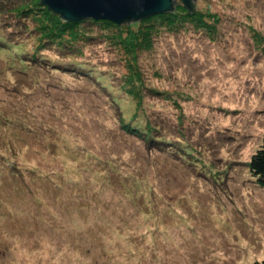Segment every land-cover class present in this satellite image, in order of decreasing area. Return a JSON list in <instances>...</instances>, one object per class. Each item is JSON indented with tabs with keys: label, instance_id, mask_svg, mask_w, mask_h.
<instances>
[{
	"label": "rangeland",
	"instance_id": "rangeland-1",
	"mask_svg": "<svg viewBox=\"0 0 264 264\" xmlns=\"http://www.w3.org/2000/svg\"><path fill=\"white\" fill-rule=\"evenodd\" d=\"M35 2L0 0V264L263 261L264 0L85 22L53 66Z\"/></svg>",
	"mask_w": 264,
	"mask_h": 264
},
{
	"label": "trees",
	"instance_id": "trees-1",
	"mask_svg": "<svg viewBox=\"0 0 264 264\" xmlns=\"http://www.w3.org/2000/svg\"><path fill=\"white\" fill-rule=\"evenodd\" d=\"M26 1V0H23ZM196 0H191L190 2H184L183 5L181 6L182 10L180 7H177L175 5L174 8L171 10L165 11V13H159V14H153V16H163L167 17L169 20H171V24L173 22L177 25L178 22L181 20L180 17L178 16L179 14L186 17L185 20L190 19L192 16H196L197 18L200 19V16L202 17L201 11H198L196 9ZM33 8V9H32ZM31 9L35 11L36 13L39 12L40 10V24L37 28V30H42L43 32V38L45 39L46 42L41 43L38 45L37 49V55L31 56L32 60L39 59L40 64L42 65H50L53 66V59L51 60L48 58L45 54L41 56L40 53L43 52L44 50L49 49L52 44H57L59 46H62L61 49L66 52V50L73 51L75 52L74 49L76 48V42L75 40L79 38L81 34H78V30L80 29V25H84L85 22H104V23H111L112 21L110 20H91V19H85V20H67L66 17H63V15L57 13L55 10H53L51 7L47 6L43 0H36L34 3V6ZM153 16H148L144 17L145 19L152 18ZM178 16V18H176ZM171 18V19H170ZM198 19V20H199ZM142 20V19H140ZM140 20H135V19H128L125 21V23H131V22H137ZM52 25V26H51ZM80 33V32H79ZM69 34V35H68ZM71 35V37H70ZM78 37V38H77ZM68 39L69 41L65 40ZM75 39V40H74ZM51 44L50 47H48ZM73 46V48L71 47ZM65 47V48H64ZM70 53V52H69ZM70 53V54H73ZM65 54V53H64ZM63 54V55H64ZM26 59V58H23ZM52 62V63H51ZM152 124L149 123L146 127L145 130L141 131L142 133L148 134L149 139L153 140H161L163 137L160 133V128L156 126H151ZM159 135V136H158ZM165 137V136H164ZM163 137V138H164ZM159 143V142H155ZM175 146V145H174ZM251 160L248 162V166L250 169V175L253 177L258 184L264 185V139L262 141V144L260 147L252 154ZM254 264H264L263 261H256Z\"/></svg>",
	"mask_w": 264,
	"mask_h": 264
},
{
	"label": "water",
	"instance_id": "water-1",
	"mask_svg": "<svg viewBox=\"0 0 264 264\" xmlns=\"http://www.w3.org/2000/svg\"><path fill=\"white\" fill-rule=\"evenodd\" d=\"M67 20H110L122 23L165 13L175 7L173 0H43ZM190 2L191 0H183Z\"/></svg>",
	"mask_w": 264,
	"mask_h": 264
}]
</instances>
